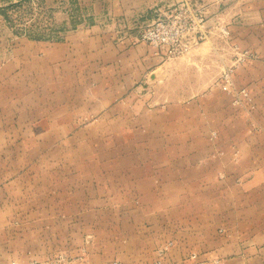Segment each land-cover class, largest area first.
<instances>
[{"label": "rangeland", "instance_id": "rangeland-1", "mask_svg": "<svg viewBox=\"0 0 264 264\" xmlns=\"http://www.w3.org/2000/svg\"><path fill=\"white\" fill-rule=\"evenodd\" d=\"M181 1L0 0V139L62 136L65 144L58 149L27 146L26 160L43 148L48 154L100 157L108 172L147 169L155 164L148 162L153 157L170 156L164 162L170 169L197 178L204 171V184L219 185L215 205L245 204L251 216L245 211V220L263 224L264 178L238 177V170L243 154L264 151V0H203L208 40L187 55L167 59L141 34ZM229 69L235 87L251 94L254 109L249 112L233 106L221 88ZM105 104L117 106L107 121L126 128L79 129ZM66 120L79 130L50 128ZM41 123L49 129H41ZM10 148L0 144V153ZM182 156L187 168L179 161ZM195 161L204 169L188 167ZM247 164L253 173L264 166ZM217 165L221 169L214 171ZM229 165L236 172H230L232 177L226 174L227 166L233 168ZM27 180L28 188H40ZM223 189L229 190L228 199ZM8 198L37 203L39 194ZM43 213L0 209V264H98L89 259L81 238L53 243L50 226L41 224L50 221L42 220ZM227 233V227L219 229ZM173 247L162 264H172ZM199 256L191 253L188 260L196 264Z\"/></svg>", "mask_w": 264, "mask_h": 264}, {"label": "crops", "instance_id": "crops-1", "mask_svg": "<svg viewBox=\"0 0 264 264\" xmlns=\"http://www.w3.org/2000/svg\"><path fill=\"white\" fill-rule=\"evenodd\" d=\"M112 106L105 104L98 108L93 112L94 120L85 122V127L79 128L75 122L66 120L54 122L50 128L55 132L126 128L120 122L107 121V116L109 119L111 116L108 113H117V106ZM40 128L49 129L46 123H41ZM63 138L0 139L2 146L14 147L2 149L0 153V195L3 196L0 209L46 211L41 214L42 220L49 217L50 221L41 224L50 226L52 242L62 245L66 239L74 242L75 238H81L89 259L98 264H154L156 249L168 242L174 243L170 253L172 264L195 263L188 260L191 253L200 254L196 264H211L209 261L219 259L220 264H264V223L251 221L245 204L215 205L219 185L204 184V171L197 178L179 168L170 169L164 162L169 163L171 157L163 154L148 160L155 163L150 164V168L109 172L106 160L100 157L91 160L80 154L75 157V153L48 154L43 148L26 160L27 146L45 149L56 146L58 149L60 144H65ZM87 139L90 142L91 138ZM225 159L227 161L228 157ZM179 161L187 168L186 157L182 156ZM240 162L242 169L238 170V177L264 178V166L253 173L247 164L264 163V151L243 154ZM190 166L204 169L198 161ZM216 168L219 170L221 166L217 165L214 171ZM230 172L236 175L234 166L230 169L227 166L226 174L229 176ZM27 178L34 179L40 188H28L31 181ZM35 193L39 194L37 203L8 198L12 194ZM224 193L228 199L229 190L223 189L222 195ZM206 194L210 196H204ZM245 211L250 216L246 220ZM222 227H227L230 234H219ZM236 237H241V242H235ZM227 254L231 256L225 259Z\"/></svg>", "mask_w": 264, "mask_h": 264}, {"label": "built area", "instance_id": "built-area-1", "mask_svg": "<svg viewBox=\"0 0 264 264\" xmlns=\"http://www.w3.org/2000/svg\"><path fill=\"white\" fill-rule=\"evenodd\" d=\"M201 2L203 0H183L172 9L164 11L143 31L141 40L167 59L187 55L209 37L205 7ZM221 78V88L231 95L233 106L248 112L254 109L253 99L248 89L235 87L232 69L225 71ZM172 246L173 243L168 242L159 247L157 264H162V257L167 255Z\"/></svg>", "mask_w": 264, "mask_h": 264}]
</instances>
